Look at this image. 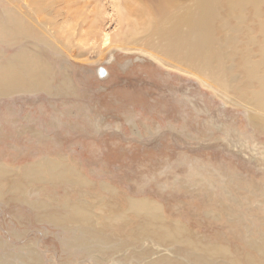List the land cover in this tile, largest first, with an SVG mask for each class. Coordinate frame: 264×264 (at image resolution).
I'll return each instance as SVG.
<instances>
[{
  "label": "rangeland",
  "instance_id": "1",
  "mask_svg": "<svg viewBox=\"0 0 264 264\" xmlns=\"http://www.w3.org/2000/svg\"><path fill=\"white\" fill-rule=\"evenodd\" d=\"M208 1L0 0V63L46 86L0 90V264H264V0Z\"/></svg>",
  "mask_w": 264,
  "mask_h": 264
},
{
  "label": "bare ground",
  "instance_id": "2",
  "mask_svg": "<svg viewBox=\"0 0 264 264\" xmlns=\"http://www.w3.org/2000/svg\"><path fill=\"white\" fill-rule=\"evenodd\" d=\"M23 1H25V0H23ZM207 2H209V1L206 0V3ZM35 3L40 4L38 1H35ZM9 9L21 13L19 10H17L18 8L17 9L15 7L10 8V6H9ZM27 9H29L28 6H27ZM161 12H163V11H161ZM165 12L166 11L164 10V12H163L162 15H165ZM121 15L122 14H120V18H122ZM203 23H204L205 26L208 25V23L206 21V13L204 14V17H203ZM91 33H94V32L91 31ZM116 36H117L116 32L115 33H110V32H105V30H104V32L102 31L101 34H99V36H98L100 38L99 39L100 43H98V46L97 47L95 46L96 47L95 49L101 50V49H103V47H106L107 49L108 48L110 49L112 47H115L114 44H116V43H119L120 45H125V39L124 40L116 41L115 40ZM206 36H207V34H206ZM232 40L239 47V40L240 39L238 37V34H235L234 37L232 38ZM203 41H204V39L201 38V36H200V37L194 38L193 42L189 43V45H190L191 48H194V46L196 45V46H198L200 48V50H202V49L206 48L209 45L208 36H207V42H208V44H203L204 43ZM28 45H27V47H29L31 50L26 51L24 53H27V52L37 53L38 52V50H37L38 43L32 44V47L33 46H36V48H32V47H30ZM75 46L76 47H79L78 44H75ZM116 48H118V49H120L122 51H130L131 50L129 48L120 47V46H116ZM142 51L145 52L146 54L150 55L155 61H158V60L161 61L163 64L166 65L165 67H167L169 69H175V70H178V71H181V72H185L179 66H172V65H169L167 63H164L162 60H160L159 57H157L155 55H152L150 52L147 53L144 50H142ZM31 57L32 56L30 54H26V56H25L26 59L31 58ZM72 57H75V53H73ZM247 57L250 58L248 60V63L251 64L252 63V60L251 59L253 58L252 51H249ZM218 58H221V57H218V52L216 51V53H211L210 54V56L208 57V62L209 63L217 62L216 60ZM19 59H20V57L19 56H16V57H13V60H5V62L3 64L0 63V90H2L3 92H6V91L16 90V89H27V90H30V89H40L41 87H44L45 86L44 84H42V83L37 84L34 81L35 80V77L33 75V69H32L31 66L24 67L22 64L15 63ZM63 67L66 68V72L64 73V78H62V80H64V82L66 84H68V90L71 92L73 90V87H72L71 82H70L71 81V78H70V75H69V73H70L69 67H65V66H63ZM47 69L49 70V73H47V76H50L52 78L53 75H54V71L51 68H49V67H47ZM252 75L263 77L264 76V73H261L258 68H253ZM237 76L238 75L235 73V77L233 78V80H237L238 79ZM239 80H240V78H239ZM260 86H261V88L258 91H255L254 90V87H252V84L246 85L244 87L242 86L243 88H246L245 90H243L244 92H250L253 95V98L252 99L251 98L250 99H247L243 95L244 92L242 91V99H243V102H245L244 105H245L246 109L250 113V117L253 119V121H255L256 124H258L261 128L263 127L262 129H264V80L261 81ZM240 94H241V92H240ZM239 100H241V99H239ZM45 165L47 166L48 164L41 165V168L43 170H47V169H44V167H43ZM31 173L34 174V173H36V171H33L32 170ZM30 178L31 177H29L28 179H30ZM144 203H146L145 205H147V207H146L147 208V211H150L153 214H158L159 206L156 205V204H153L152 202H149V201H142V202L141 201H138V205H135L134 206V209L135 210H138V211H143L142 205H144ZM143 207H145V206H143ZM77 209H78L77 210V215H79V213H81V215L83 216L84 211L81 208H78V207H77ZM143 212H145V210ZM154 223H156V224H154ZM151 225H157L159 227L160 231L167 230V228H168L165 225H162V224H160L158 222H153V223L150 222V223L146 224L144 227L140 226L139 229L137 230V232L138 231H141V230H144V231L145 230H148L151 227ZM168 230H169V228H168ZM169 234L171 236L175 237V233L169 232Z\"/></svg>",
  "mask_w": 264,
  "mask_h": 264
},
{
  "label": "water",
  "instance_id": "3",
  "mask_svg": "<svg viewBox=\"0 0 264 264\" xmlns=\"http://www.w3.org/2000/svg\"><path fill=\"white\" fill-rule=\"evenodd\" d=\"M101 71L104 72V74H105V71H106V70H105L104 68H101V69H100V72H101ZM100 74H101V76H103L102 73H100Z\"/></svg>",
  "mask_w": 264,
  "mask_h": 264
}]
</instances>
